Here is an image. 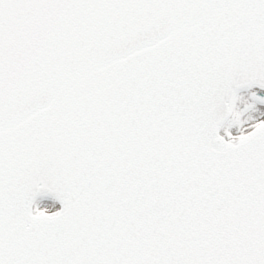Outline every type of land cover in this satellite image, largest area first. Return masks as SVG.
Segmentation results:
<instances>
[{
  "label": "snow or ice",
  "instance_id": "snow-or-ice-1",
  "mask_svg": "<svg viewBox=\"0 0 264 264\" xmlns=\"http://www.w3.org/2000/svg\"><path fill=\"white\" fill-rule=\"evenodd\" d=\"M0 264H264V0H0Z\"/></svg>",
  "mask_w": 264,
  "mask_h": 264
}]
</instances>
